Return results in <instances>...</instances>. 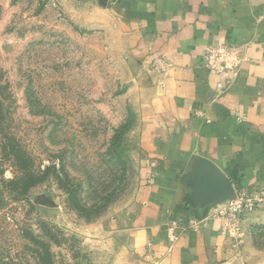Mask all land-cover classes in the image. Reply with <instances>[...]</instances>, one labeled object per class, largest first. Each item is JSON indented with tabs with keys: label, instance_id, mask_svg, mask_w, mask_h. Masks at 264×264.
<instances>
[{
	"label": "rangeland",
	"instance_id": "rangeland-1",
	"mask_svg": "<svg viewBox=\"0 0 264 264\" xmlns=\"http://www.w3.org/2000/svg\"><path fill=\"white\" fill-rule=\"evenodd\" d=\"M126 1L0 0V264H42L45 249L55 264H179L145 217L154 62ZM13 139L41 178L26 195ZM248 213L227 221L239 235L225 264H264Z\"/></svg>",
	"mask_w": 264,
	"mask_h": 264
},
{
	"label": "crops",
	"instance_id": "crops-1",
	"mask_svg": "<svg viewBox=\"0 0 264 264\" xmlns=\"http://www.w3.org/2000/svg\"><path fill=\"white\" fill-rule=\"evenodd\" d=\"M118 7L136 21L140 43L150 41L144 59L154 62V132L145 143L154 176L141 193L154 250L179 264H225L239 235L225 204L241 188L264 196V0ZM248 214L264 222V202Z\"/></svg>",
	"mask_w": 264,
	"mask_h": 264
},
{
	"label": "trees",
	"instance_id": "trees-1",
	"mask_svg": "<svg viewBox=\"0 0 264 264\" xmlns=\"http://www.w3.org/2000/svg\"><path fill=\"white\" fill-rule=\"evenodd\" d=\"M15 141L16 139H13L14 143L10 155L12 156L14 165L18 167L21 173L12 180V183L15 185L17 192L26 195L28 191L41 180V178L29 165V160L25 152L19 148L20 146L16 144ZM39 259L42 264H55L51 252L46 251V249L45 251L40 252Z\"/></svg>",
	"mask_w": 264,
	"mask_h": 264
},
{
	"label": "built area",
	"instance_id": "built-area-1",
	"mask_svg": "<svg viewBox=\"0 0 264 264\" xmlns=\"http://www.w3.org/2000/svg\"><path fill=\"white\" fill-rule=\"evenodd\" d=\"M217 58L221 56L227 57V53L223 50H216L214 53ZM256 193V194H255ZM264 202V196L259 192H254L250 188H241L235 198L230 199L224 206V215L227 220L232 217H239L246 212H250L258 208Z\"/></svg>",
	"mask_w": 264,
	"mask_h": 264
},
{
	"label": "water",
	"instance_id": "water-1",
	"mask_svg": "<svg viewBox=\"0 0 264 264\" xmlns=\"http://www.w3.org/2000/svg\"><path fill=\"white\" fill-rule=\"evenodd\" d=\"M102 4L106 5L109 0H100Z\"/></svg>",
	"mask_w": 264,
	"mask_h": 264
}]
</instances>
